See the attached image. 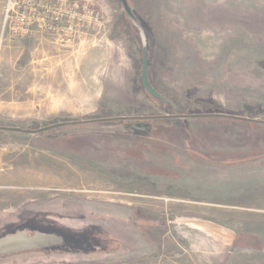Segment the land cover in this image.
Listing matches in <instances>:
<instances>
[{
	"label": "rangeland",
	"instance_id": "374dc122",
	"mask_svg": "<svg viewBox=\"0 0 264 264\" xmlns=\"http://www.w3.org/2000/svg\"><path fill=\"white\" fill-rule=\"evenodd\" d=\"M37 1L0 28V238L64 243L0 264H264V0Z\"/></svg>",
	"mask_w": 264,
	"mask_h": 264
},
{
	"label": "water",
	"instance_id": "95a60500",
	"mask_svg": "<svg viewBox=\"0 0 264 264\" xmlns=\"http://www.w3.org/2000/svg\"><path fill=\"white\" fill-rule=\"evenodd\" d=\"M120 2L129 20L132 21L135 27H139V24L137 23L130 6L128 5L127 0H120ZM140 77H141L142 87L149 97H151L153 100L157 102L166 105H171V103L161 94H159L149 82L148 56H147V50L145 48H143V52H142ZM0 130L17 131L14 129H6V128H0ZM61 243L62 240L60 237L51 234H42L39 232L28 234L25 231L16 232L14 234L0 238V255H10V254L22 253L28 251L43 250L54 246H58Z\"/></svg>",
	"mask_w": 264,
	"mask_h": 264
},
{
	"label": "built area",
	"instance_id": "2783aa9c",
	"mask_svg": "<svg viewBox=\"0 0 264 264\" xmlns=\"http://www.w3.org/2000/svg\"><path fill=\"white\" fill-rule=\"evenodd\" d=\"M21 3L24 4V11L22 13V18L26 27L24 33L28 35L31 34L33 32L32 27L36 23L37 28L44 27L46 11L45 3H43L42 1L35 2V0H8V10L12 11L15 7L20 8ZM8 13L9 11L6 12L7 15Z\"/></svg>",
	"mask_w": 264,
	"mask_h": 264
},
{
	"label": "crops",
	"instance_id": "0c3cea01",
	"mask_svg": "<svg viewBox=\"0 0 264 264\" xmlns=\"http://www.w3.org/2000/svg\"><path fill=\"white\" fill-rule=\"evenodd\" d=\"M7 1L8 0H0V28L2 25V19L4 16V12H5L6 7H7Z\"/></svg>",
	"mask_w": 264,
	"mask_h": 264
},
{
	"label": "bare ground",
	"instance_id": "6f19581e",
	"mask_svg": "<svg viewBox=\"0 0 264 264\" xmlns=\"http://www.w3.org/2000/svg\"><path fill=\"white\" fill-rule=\"evenodd\" d=\"M8 9H9V7H8V1H7V7H6V12L8 11ZM6 12H5V14H6ZM7 14L5 15V22H6V19H7ZM195 225H197V227H200L201 228V226L199 225V224H195ZM205 228V227H204Z\"/></svg>",
	"mask_w": 264,
	"mask_h": 264
},
{
	"label": "flooded vegetation",
	"instance_id": "af4514ba",
	"mask_svg": "<svg viewBox=\"0 0 264 264\" xmlns=\"http://www.w3.org/2000/svg\"><path fill=\"white\" fill-rule=\"evenodd\" d=\"M82 232H84V231H82ZM62 240H64V239H62ZM63 243H64V242H63ZM63 243H62V244H63ZM74 250H75V251H78V250H79V251H82V253L85 254V253L83 252L84 250H82V249H77V250L74 249Z\"/></svg>",
	"mask_w": 264,
	"mask_h": 264
}]
</instances>
